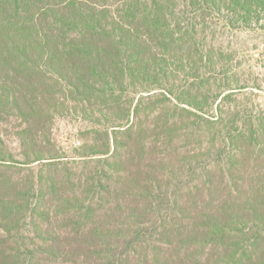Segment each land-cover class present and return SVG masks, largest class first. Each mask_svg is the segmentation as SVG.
<instances>
[{
  "label": "trees",
  "instance_id": "16d2710c",
  "mask_svg": "<svg viewBox=\"0 0 264 264\" xmlns=\"http://www.w3.org/2000/svg\"><path fill=\"white\" fill-rule=\"evenodd\" d=\"M213 24L264 0H0V264H264V111Z\"/></svg>",
  "mask_w": 264,
  "mask_h": 264
},
{
  "label": "rangeland",
  "instance_id": "374dc122",
  "mask_svg": "<svg viewBox=\"0 0 264 264\" xmlns=\"http://www.w3.org/2000/svg\"><path fill=\"white\" fill-rule=\"evenodd\" d=\"M208 39H212L223 52L233 56V74L240 80L242 89L232 84L226 93L233 94L239 106L264 111V32L260 30H228L220 24H213L207 31ZM85 124L75 123L69 118H59L54 121L53 138L63 148L67 156L80 147L77 134ZM10 148H17V142L12 136L6 138ZM27 231L30 229L27 228ZM1 234V232H0ZM26 237L31 234L25 232Z\"/></svg>",
  "mask_w": 264,
  "mask_h": 264
}]
</instances>
